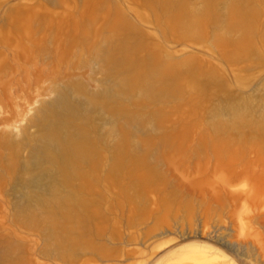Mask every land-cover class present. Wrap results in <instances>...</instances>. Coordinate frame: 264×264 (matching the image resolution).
I'll return each mask as SVG.
<instances>
[{"label": "rangeland", "instance_id": "1", "mask_svg": "<svg viewBox=\"0 0 264 264\" xmlns=\"http://www.w3.org/2000/svg\"><path fill=\"white\" fill-rule=\"evenodd\" d=\"M0 264H264V0H0Z\"/></svg>", "mask_w": 264, "mask_h": 264}, {"label": "bare ground", "instance_id": "2", "mask_svg": "<svg viewBox=\"0 0 264 264\" xmlns=\"http://www.w3.org/2000/svg\"><path fill=\"white\" fill-rule=\"evenodd\" d=\"M150 61H151V63H150L151 65L149 64L150 65L149 67H151L150 74L148 76L146 75L145 77H143L142 80L140 79L141 81L139 82L142 97H152L155 94H157L158 92H160L162 90L161 85L159 83L160 74H162V73L164 74L166 72L165 70H166L167 66H169L170 68L173 66V65L172 66L169 65L168 63L165 65L166 62L165 63L161 62L162 63V65H161V63L155 59H151ZM177 67H179V66H177ZM172 68H171V71H172ZM175 69L177 70V68H175ZM168 71H170V70H168ZM170 76H171V74H170ZM133 81L130 80L129 78H125V79L121 80V82H119V83H114L112 85V87L106 91L107 96H109L110 98H113L114 96H116L115 95L116 91H118L119 89L124 90L128 86L133 87L134 85L133 86L131 85ZM128 88H130V87H128ZM54 107L57 108V110L60 114V117L58 119H52L51 121H49V124H48L49 130L43 136V145H44L43 151L37 153L33 157V159L28 161V162L32 165L43 167L45 159H47V157L50 155L51 159L54 161V164L57 165L59 169L64 171L67 176L68 175L71 176V174L77 175L80 170L78 169L79 167L77 168V166H76V161L79 160L80 158L84 157V151L87 149V142H88V139H90V137L87 134V131H85V129H84L85 127L83 128L80 125H78L75 128L76 129V131H75L76 135L75 134L74 135L69 134L66 136V138L64 140H62L59 133H58V130L60 129L61 126H63L65 124V119H66L67 115L78 114L79 109L71 101V99L67 93L59 94L58 98L54 102ZM234 108H236V107H234ZM91 141H92V139H91ZM93 150H95V149H93ZM46 170H49V169H46ZM67 176H65V177H67ZM65 177H63V178H65ZM68 178H70V177H68ZM58 179H59L58 177L55 178V174H54V176L51 178V180L49 179L47 181L50 188L52 186H54V183L56 181L58 182ZM63 180H66V179H63ZM36 181L38 183H41V178L36 179ZM39 192L40 191L36 192L35 194L40 195ZM54 200L56 201L55 203L59 202L57 195L54 197Z\"/></svg>", "mask_w": 264, "mask_h": 264}]
</instances>
